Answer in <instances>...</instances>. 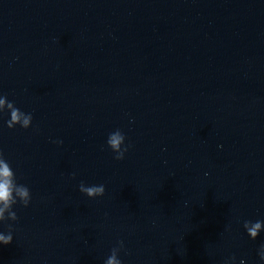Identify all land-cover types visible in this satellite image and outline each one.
Listing matches in <instances>:
<instances>
[{"label": "water", "instance_id": "1", "mask_svg": "<svg viewBox=\"0 0 264 264\" xmlns=\"http://www.w3.org/2000/svg\"><path fill=\"white\" fill-rule=\"evenodd\" d=\"M0 96V264H264V0H0Z\"/></svg>", "mask_w": 264, "mask_h": 264}, {"label": "clouds", "instance_id": "2", "mask_svg": "<svg viewBox=\"0 0 264 264\" xmlns=\"http://www.w3.org/2000/svg\"><path fill=\"white\" fill-rule=\"evenodd\" d=\"M5 109L10 113V117L6 121V127L8 129H13L17 125L23 129H27L31 125V113L26 114L22 112L19 108L15 107L13 102L7 101L6 96H0V113H3ZM124 141L125 136L119 129L108 135L106 144L115 153L113 157L115 160H122L125 152L128 151V147H130V145H124ZM79 191L86 197L94 199L104 195L105 187L103 184L86 186L81 182L79 184ZM30 201V189L24 184L17 183L11 165L4 158L3 154L0 153V222L5 220L16 221L18 217L16 212L12 210L13 205L19 203L23 207H28ZM243 228L248 237L255 240L258 234L264 230V221L257 220L252 222L245 220L243 222ZM12 240L11 225H9V231L6 234L0 233V245H8ZM122 250L123 241H117L116 246L111 249L110 255L104 261V264H122L118 255ZM258 256L260 261L264 262V244H261L258 250ZM234 260L235 257H230L225 261V264H233ZM240 264H244V261L241 260Z\"/></svg>", "mask_w": 264, "mask_h": 264}]
</instances>
